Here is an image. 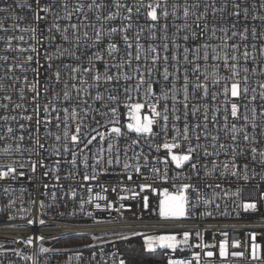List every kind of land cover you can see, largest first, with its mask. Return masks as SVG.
Instances as JSON below:
<instances>
[{"label":"built area","instance_id":"1","mask_svg":"<svg viewBox=\"0 0 264 264\" xmlns=\"http://www.w3.org/2000/svg\"><path fill=\"white\" fill-rule=\"evenodd\" d=\"M0 9V264H123L116 240L55 242L160 230L188 232L162 264H264V0H0ZM133 116L151 119L152 132L129 130ZM165 144L190 160L177 168ZM164 193L187 197L182 219L159 218Z\"/></svg>","mask_w":264,"mask_h":264},{"label":"snow or ice","instance_id":"2","mask_svg":"<svg viewBox=\"0 0 264 264\" xmlns=\"http://www.w3.org/2000/svg\"><path fill=\"white\" fill-rule=\"evenodd\" d=\"M37 5L39 6V0H37ZM64 7H65V9H66V8H67V5H65ZM117 7H122V5H119V4H118ZM149 7L151 8V5H149ZM48 10H49V6H48V5H46V6L42 7V8H40V11H43V12H47ZM0 11H2V9H0ZM75 11H76V12H79V11H80L79 7H77V8L75 9ZM129 11H131V10L129 9ZM70 15H71V13H66L65 18H70ZM164 15L167 16V13L165 12ZM187 15H188V12H187V10H185V16H187ZM237 15H238V14H237ZM148 17H149L152 21H156V20H157L158 17H157L156 10H155L154 8H152V10L148 12ZM38 18H39V19H44V17H38ZM113 18H114V17L111 16V15L107 17V19H113ZM96 19L99 20L100 17L97 16ZM125 19H128V17H125ZM70 27H71L73 30H75V29L78 27V25H76V24H71ZM57 28H58V26H57ZM30 30H31L33 33L36 31L35 28H32V29H30ZM64 31L67 32L68 29L65 28ZM112 31L115 32L116 29L113 28ZM222 31H223V29H222ZM253 34H255V31H253ZM84 35H85V37H87V33H84ZM235 35H236V33L234 32V33H233V36H235ZM100 36H101V33H100L99 31H97V32H96V38H97V41H99ZM32 38H33V39H36L35 36H33ZM19 39L23 40V37H19ZM63 39H64L65 41H67V40H68V36L65 35V36L63 37ZM124 39H125V41H127L128 37L125 36ZM185 39H187V37H185ZM129 47H131V45H129ZM232 47L235 48L236 46L233 45ZM108 48H109L110 52H111V51H114V50L116 49V44H114V43H110V44L108 45ZM164 48H165V51H167V45H165ZM35 50H36L35 48H32V51H35ZM20 51H24V49H20ZM137 51L139 52V46L137 47ZM150 51L155 52L156 49H155V48H151ZM185 51H187V49H186ZM244 56L247 57V56H248V53L245 52V53H244ZM95 58H96V59H100L99 53L96 54V57H95ZM135 58H136V60H139V59H140L139 54H137ZM214 58H215V57H214ZM164 59H165V61H167V57H165ZM173 59H175V57H173ZM31 60H32V57H31V56H28V57H27V62H30ZM90 60H91V58H90ZM232 60H233V61L236 60V56H235V55L232 56ZM155 62H156V57H153V63H155ZM225 64H226V66H227V61H225ZM65 67H67V65H65ZM231 67L233 68V75H235V71H234V69H235V65H232ZM107 68H108V65L105 64V69H107ZM77 71H78V69H76V68H73V69H72V72H77ZM83 71L88 72V71H90V69L85 68V69H83ZM245 71H247V69H245ZM165 73H167V69H165ZM148 74H149V75L151 74V71H150V70H149V73H148ZM60 75H61V74H60L59 71H57V72L55 73V76H56L57 81H59V79H60ZM125 78L128 79L129 77H125ZM73 79H75V77H73ZM93 79H94L95 81L99 82L100 79H101V76H100V75H96V76L93 77ZM104 79H105V81H112L113 77L110 76V75L105 74V75H104ZM164 79H165V80L168 79L167 74H165ZM141 81H143V74H141ZM81 83H84V81H81ZM185 83H187V77H185ZM261 87H264V85H261ZM125 91L127 92L128 89H125ZM205 91H206V90H205ZM225 91H227V89H226ZM244 91L246 92L247 89L245 88ZM186 93H187V89H185V99H187V94H186ZM239 94H240V92H239V86H238V84H237V83H233V84L231 85V95H232V97H237ZM68 95H69L68 92L65 91V92H64V96H65L66 99L68 98ZM21 98H23V97H21ZM96 99L99 100V99H100V96L97 95V96H96ZM108 99H109V100H112V101H116L117 97H116V96H111V95H110V96L108 97ZM142 107H143V105H141V104H139V103H137V104H135V105H132V108L135 110L136 113H139V110H140ZM185 107H187V105H185ZM45 111H47V108H45ZM65 111H67V110H65ZM111 111H112L113 115H115V113H116V109L113 108V109H111ZM165 111H167L166 107H165ZM152 112H153V115H154V116L160 115L158 112L155 111L154 108H153ZM231 115H232L233 117H236V116H237V106H236V104H233V105H232ZM73 116H75V111H74V110H73ZM132 118H133L134 120H136V123H135V124H129V125H128L129 130H134V131H135L136 133H138V134H139V133H146V134H147V133H151V132H152V127H151V126H152V124H153V121H152L151 119H149L148 117H144V122L141 123V122H140V119H139L138 116H133ZM163 119H164L165 121H167V119H168L167 115H165V116L163 117ZM205 119H207V116H205ZM245 119H247V118H245ZM57 126H59V125H57ZM186 129H187V126H186ZM9 131H11V129H9ZM76 131H77V133H78V132L80 131V129L77 128ZM112 131H113L114 133L118 134V135H119V133H120V129H119V128H115V127H114V128L112 129ZM233 132H235V125H233ZM64 135H65V136L68 135L67 130H65ZM100 135L103 136L102 133H101ZM71 138H72V141H73V142H76L77 139H78L77 135H73ZM57 139H59V137H57ZM93 139H95V137H93ZM185 139H187V131H185ZM213 139H215V137H213ZM235 139H236V137H235V135H233V140H235ZM244 139H245V140L248 139L247 135L244 136ZM90 142H91V141H89V143H90ZM110 147H111V146H110ZM164 147L167 148V149H169V154L171 155V148H172V147H177V145H168V144H165ZM221 147H224V146L221 145ZM187 151H188V153H192V152H193V149H192L191 147H189V148L187 149ZM234 151H235V150H234ZM252 151H253V153H255L256 150H255V149H252ZM206 155H207V153H206ZM261 155H264V153H261ZM190 158H191L190 155H183V156L171 155V160L176 164V167H177V168L181 167V164H182L183 162H187V161H189ZM225 167H227V165H225ZM192 168L195 169V168H196V164H192ZM10 170H11V169H10ZM33 171H35V166H33ZM137 171H139V169H137ZM5 175H6L5 173H0V179H3ZM233 175H235V173H233ZM94 178H95V177H93V179H94ZM130 178H131V177H130ZM85 179H88V177L86 176ZM185 187H187V186H185ZM142 190H143V189H142ZM6 191H7V190H6ZM193 191H195V189H193ZM164 196H165V199H162V200L160 201V204H159L160 216H161L162 218H169V217H171V218H179V217H183V216L185 215V204H186V202H187V197H186L183 193H181V194H179V195H176V196H170V195H168L167 193H164ZM144 206H145V208L148 207L147 198H145V204H144ZM248 208H253V209H254V208H255V205H253V204L245 205V209L247 210ZM31 223H32V221H29V224H31ZM41 223H43V221H41ZM187 238H188L187 233H185V240H187ZM175 239H176V238H175L174 236H160V237H158V238H154V239L146 240V241H145V244L147 245V247H148L149 249H151L152 246H153V243L155 242V240H158V241L160 242V246H161V247L173 248V247H174V241H175ZM29 243H31V241H29ZM208 255H211V253H209ZM169 264H182V262L169 260Z\"/></svg>","mask_w":264,"mask_h":264},{"label":"trees","instance_id":"3","mask_svg":"<svg viewBox=\"0 0 264 264\" xmlns=\"http://www.w3.org/2000/svg\"><path fill=\"white\" fill-rule=\"evenodd\" d=\"M93 241L88 234L70 235L58 239L55 245L67 248L79 247ZM123 264H162L166 249L146 250L141 235H133L117 241Z\"/></svg>","mask_w":264,"mask_h":264},{"label":"rangeland","instance_id":"4","mask_svg":"<svg viewBox=\"0 0 264 264\" xmlns=\"http://www.w3.org/2000/svg\"><path fill=\"white\" fill-rule=\"evenodd\" d=\"M170 196H176L174 194L171 193H167ZM162 199H165L164 194L160 195L159 200H158V209H159V204L160 201ZM159 218L162 220H179L182 219L183 217H179V218H162L160 216V211H159ZM185 233H187L188 236V232L187 231H183V230H160V231H152V232H143V233H139L137 235H141L142 236V241H143V245L145 247L146 250H154L157 248H164L166 250L169 251H173L175 249H179L185 246V244L187 243V240H185ZM92 237L93 241L91 243H99L101 241H111V240H120L122 238H126L129 236H133L134 234L132 233H94V234H88ZM160 236H174L176 239L174 241V247L173 248H167V247H161L160 246V242L158 240H155V242L153 243V246L151 249H149L147 247V245L145 244L146 240L149 239H154V238H158ZM188 239V238H187ZM75 248V247H73Z\"/></svg>","mask_w":264,"mask_h":264}]
</instances>
